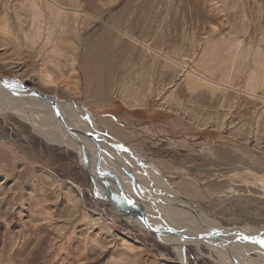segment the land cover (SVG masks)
Listing matches in <instances>:
<instances>
[{"label": "rangeland", "instance_id": "rangeland-1", "mask_svg": "<svg viewBox=\"0 0 264 264\" xmlns=\"http://www.w3.org/2000/svg\"><path fill=\"white\" fill-rule=\"evenodd\" d=\"M0 76L78 102L90 130L144 160L117 151L116 163L195 203L189 219L202 208L214 227L264 230V0H0ZM32 118L0 113V264H183ZM118 172L100 170L119 193L131 181ZM185 246L189 264L230 263L226 250Z\"/></svg>", "mask_w": 264, "mask_h": 264}, {"label": "bare ground", "instance_id": "bare-ground-1", "mask_svg": "<svg viewBox=\"0 0 264 264\" xmlns=\"http://www.w3.org/2000/svg\"><path fill=\"white\" fill-rule=\"evenodd\" d=\"M10 79H12V81L15 82L14 78H10ZM16 83L24 84L22 81H18ZM48 95L51 98H53L54 96V95L52 96L51 94ZM56 103L62 109V112L68 124L74 127L75 129H77L76 133H73V130L70 126L60 121L56 117L55 110L50 103H48L44 99L38 98L37 96L22 94L17 89L9 87L0 81V113L8 110L18 114L20 117H23L27 120L33 117L35 120H38L39 122V128L36 129L38 130V132H40L41 135H44L47 139H52L57 142H65L73 146L74 148H77L80 157H82V159L85 162L84 166H86V168L89 169L88 171H91L94 180H96L95 183H97L98 188L101 189L103 187L102 189L104 196L103 195L102 196L106 197L107 200L109 199L113 201V203H115L117 206L123 207L124 210L127 211L128 213H132V211H135L133 210V208L139 209L140 211L139 213L146 216L144 220L142 219L139 220L140 226L146 227L149 230L150 229L156 230V228H158L157 232L159 231L164 236L170 238L171 242L174 244V250L177 252L179 259L183 264H189L187 260L188 257L185 255V249H186L185 243L187 242L196 244L197 247L200 246L203 242L205 244L207 243L209 244L210 248L214 249V251L215 250L219 251L218 253L221 254L223 253V250H226V255L228 256L229 254H231L233 257L232 259V257H229L231 255L228 256V260L230 262L228 264H242L241 262L246 260L247 257L246 254H248V256L249 255L251 256L252 253L250 252H255L254 254H257L256 251H260L261 254L264 255V246H261L260 244L253 242L252 239L251 240L244 239V237H246L247 234H248L247 237L249 236L255 237L256 238L255 240L264 239V230L260 231L258 229L255 230L252 228V229H246L240 231L239 233L236 234H233L231 231V233L233 234L232 235L233 239L237 236L238 238L241 239L243 238L244 240L243 245L238 247L236 246L237 244L236 241L226 240L227 238L225 239L222 236L223 233H225V235H228L227 232L228 231L230 232V230L227 231V229L219 225L218 227H214L213 225H211L210 220L214 221V219H212V216L207 214L202 208L197 209L195 214L196 218L189 219L188 217L190 215L186 210L189 211L193 210L191 207V204L193 202L190 201V199H188L181 192L177 191L174 187H172L170 183L165 182L166 180H162L160 178L158 179L159 180V184H158L154 180V178L145 176L144 173L143 174H140L139 172L134 173L133 171L134 168L132 169L130 165L127 166L126 165L127 163L125 164V166L128 167V170L126 167H124L123 162H121V164L118 162L116 163L114 160L116 159V157H114L115 156L114 154L117 151L118 153L122 152V155L124 153H127L130 158L132 157L136 159L138 166L140 167L144 165V160L138 157V155L134 151L129 150L128 148L126 149V147L123 148L120 142H115V145L110 142L108 143L107 140L105 141V138L107 137L104 138V136H101L104 135L103 133L93 132L92 130H90V128H88V125L84 124L83 121L79 120L76 112H74L75 109L74 107H78L79 104L78 102L76 101L62 102L61 100L57 99ZM29 106H32L31 113H28V110H26L28 109ZM47 120L50 122L51 120L55 121V125L53 124L46 125L49 124V122H46ZM43 122L44 123L46 122V124H44ZM86 131H89L90 133H92V135H97L98 137H100V142L102 143V145H99L98 143H94L90 139L88 134L85 133ZM104 148L109 151H106ZM124 150L126 152H124ZM125 159L129 160L127 156H125ZM106 163H108L109 165ZM111 163L116 167L112 166ZM150 166L153 165L151 164ZM101 168H105L110 171L113 170L116 172H118L117 169L125 168V170L130 171L129 173L130 175L125 176L124 174L118 172L122 178L119 179L118 177H116V179H118V182L123 184L125 180L129 182L131 181L130 182L131 186L130 185L127 186V189H124L125 191H121L118 193L115 189L112 188V184L109 182V180L104 176H102V174L100 173ZM136 171H138V169H136ZM119 174L118 176L120 177ZM145 177L153 181V186L148 182L145 183L150 187L148 193H144L143 187L141 188L140 186L142 184V181H145L144 180ZM138 181L141 183H138ZM105 186H109L110 189L117 195L118 197L116 198L117 200L114 198L111 199L112 195L107 192ZM130 191L133 192L135 195L130 194ZM116 202L119 204H117ZM124 202H127L128 204H125ZM159 202L164 213H162V211L159 208L155 209L156 208L155 204ZM176 203H181V204H176ZM138 204H140V206ZM150 206H152L153 208ZM176 206L183 208V212L180 214L179 213L174 214V209ZM168 207L170 208V210ZM147 217H149L150 220H148ZM200 217L204 219L203 221L204 223L202 222L199 223V221L201 220ZM180 228L186 229V231H184L186 233L180 231L179 230ZM175 231H178L179 234L175 233ZM207 231L211 233L207 234L206 233ZM243 233H246V235H242ZM205 239L209 240L210 242L206 241ZM257 256L259 255L257 254ZM258 258L255 259L257 264H260V261H263V263L262 262L261 263L264 264V256H262V258L261 257ZM245 262H243V264Z\"/></svg>", "mask_w": 264, "mask_h": 264}, {"label": "water", "instance_id": "water-1", "mask_svg": "<svg viewBox=\"0 0 264 264\" xmlns=\"http://www.w3.org/2000/svg\"><path fill=\"white\" fill-rule=\"evenodd\" d=\"M0 81L3 82L4 84H6V85L9 86V87H12V88H14V89H17V90H18L20 93H22V94H29V95L37 96L38 98L44 99L45 101H47L48 103H50V104L52 105V107L54 108V110H55L56 117H57L60 121L64 122V123L67 124L68 126H70V127L72 128V130H73V133H76L77 129H75L74 127H72L71 125L68 124V122H67V120L65 119V116H64V114H63V112H62V109H61V108L58 106V104L56 103V100H57L58 98H56L55 96H54L53 98H51L49 95H47V94L44 93V92L39 91L38 89L31 88L30 86H27V85H25V84L16 83V82H18L19 80H18V81L15 80V82H13L12 79H10V78H8V77L5 78V77L0 76ZM58 100H59V99H58ZM85 133L88 134V136L90 137L91 140H93L95 143H98V144H99L98 141H100V137H98L97 135H92V133H90L89 131H86ZM74 136H75V135H74ZM104 138H105V137H104ZM106 140L108 141V143H109V142H112V141H110L108 138H105V141H106ZM112 144L115 145L114 142H113ZM191 206L196 207V205H195L194 203H192ZM155 228H156V227H155ZM157 230H158V228H156V231H157ZM229 230H230V232L227 230V231H228L227 234H232V233H233V234H236V232H239L238 229H236L235 232H233V230L230 229V228H229ZM231 231H232V233H231ZM175 233H178V234H179L178 231H175ZM223 235H225V233H223ZM242 235H246V233H243ZM247 236H248V234H247ZM247 236H246V237H247ZM249 238H250V240L252 239V241L256 239L255 237H252V236H249Z\"/></svg>", "mask_w": 264, "mask_h": 264}, {"label": "snow or ice", "instance_id": "snow-or-ice-1", "mask_svg": "<svg viewBox=\"0 0 264 264\" xmlns=\"http://www.w3.org/2000/svg\"><path fill=\"white\" fill-rule=\"evenodd\" d=\"M244 239H250V238L249 237H244ZM253 242L258 243L261 246H264V239L253 240Z\"/></svg>", "mask_w": 264, "mask_h": 264}]
</instances>
